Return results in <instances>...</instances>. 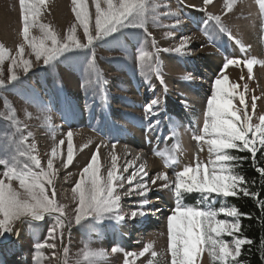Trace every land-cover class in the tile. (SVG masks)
<instances>
[{
	"label": "rangeland",
	"instance_id": "374dc122",
	"mask_svg": "<svg viewBox=\"0 0 264 264\" xmlns=\"http://www.w3.org/2000/svg\"><path fill=\"white\" fill-rule=\"evenodd\" d=\"M56 1L46 0L39 22L48 25L61 41L68 29L75 25L77 38L87 43L83 28L72 11L71 0H62L68 17H52ZM85 4L90 13V34L94 35L95 6L92 0H85ZM212 17H219V21ZM22 29L19 0H0V49L5 57L0 61V180L23 193L18 180L9 181L4 177L6 168L39 171L28 155L21 154L23 152L37 156L45 169L48 160L52 159V184L47 187V194L51 197L55 192L56 203L64 206V213L43 214L40 220L24 216L13 221L10 230L0 234V264H149L150 261L152 264H166L161 254L163 248L149 250L150 254H157L154 258L147 252L144 256L139 253L131 255L137 249L133 244L126 247L131 238L128 242L123 240L127 243L125 246L113 233L114 229L107 233L106 227L98 228L95 225L99 222L96 214L75 223L77 201L73 198L72 188L80 180L79 171L87 166V158L92 157L98 146L97 143L92 153L86 138L80 135L83 134L81 131L84 130L86 134L91 132L102 140L105 136L116 138V142L107 143L110 148L115 144L123 145L119 140L127 132L125 138L132 140L126 142V146L130 152L134 150L132 158H139L137 162L149 172L151 157L155 152L157 172L172 184L169 197H165L164 201L171 202L173 209L177 201L205 211L231 208L226 197L215 193H181L177 197L175 178L176 173L186 166L195 167L198 162L208 165L209 160L214 159L209 156L204 140L195 139L203 128L206 101L211 96L209 90L212 86V82L206 80L207 74L212 71L207 70L206 60L196 54L202 47L214 51L207 58L219 61L216 78L222 73V66L228 59L236 61L224 69L221 79L226 76L229 84H237L238 93H245L246 110L253 116V123H258V117L264 114V13L258 0H210L207 4L204 0H146V12L140 20L125 23L114 33L95 39L90 45L65 50L48 64L43 63V57L37 60L21 34ZM41 36L39 27L30 28V39ZM192 36L198 37V43L182 49L184 54L188 53L191 57H177L174 49L180 47L183 38L190 39ZM21 47L23 52L19 53ZM141 52L148 54V60L143 63L138 60ZM13 56L18 61L28 60L29 71L25 73L22 66L13 67L12 74L17 79L9 81L8 68ZM248 59L256 61L251 79L244 63ZM193 64L203 67L206 75L201 77L197 68L191 69ZM183 70L188 72L187 76L182 77L184 83L199 80L201 87L195 85L193 88V92L199 90L198 100L190 102L186 99V96L188 99L190 97L189 91L180 84L182 81L178 76L181 71L182 76ZM191 77H195L194 82L188 80ZM211 77H214L213 73ZM177 79L173 85L175 88H172L169 82ZM169 89L171 97L167 92ZM147 91L148 94L145 93ZM253 97L256 98L255 109L252 108ZM169 99L170 104L167 103ZM233 103L240 107L238 98ZM151 105L152 111L147 112L146 106ZM170 107L175 108L169 110ZM74 122L79 125L74 126ZM91 123L93 125L90 127L86 126ZM66 129L73 138V159L67 167ZM142 136L145 142L140 141ZM103 143L106 142L103 140ZM146 146L151 150L141 154ZM53 149L55 155L52 154ZM231 150H228L229 154ZM108 154H113V151ZM98 165V175L104 180L106 168L102 163ZM126 181L120 180L116 185L125 186ZM63 182L67 183L62 185ZM118 196L121 203L115 209L130 211L128 204L124 205V193L120 192ZM205 196H208L207 199ZM173 209L161 214L163 223L152 225L145 235L149 237L155 230L165 227L167 216ZM58 219L62 222L60 226H57ZM217 219L229 223L236 220L235 217L219 213ZM107 222L111 226L107 219L101 224ZM113 224L119 231L116 221ZM133 228L131 235L135 240L136 235L140 236L142 232L135 233ZM237 232L216 238L228 243L235 252L232 242L234 237L237 238ZM142 240L145 242L147 237ZM38 244L43 247L37 249ZM147 245L140 244L139 248L144 251ZM13 246L16 249L7 253V248ZM232 260L229 258L227 264H233ZM168 261L171 262V256ZM195 264L222 262L209 255L206 248L196 257Z\"/></svg>",
	"mask_w": 264,
	"mask_h": 264
},
{
	"label": "snow or ice",
	"instance_id": "6c2138e0",
	"mask_svg": "<svg viewBox=\"0 0 264 264\" xmlns=\"http://www.w3.org/2000/svg\"><path fill=\"white\" fill-rule=\"evenodd\" d=\"M76 21L83 28L84 37L87 43H82L77 38L76 26L68 29L63 41L58 39L55 32L48 25L41 24L39 17L41 9L45 6L46 0H19L21 9V19L23 21L22 36L31 47L37 60L43 57V63L48 64L50 60L70 48H82L93 43L95 39L114 33L118 27L130 21H138L145 15L146 0H92L95 6V34H90V13L85 4V0H71ZM210 0H204L209 3ZM259 7L264 13V0H258ZM219 21V17H212ZM179 24V21H177ZM31 27H39L42 36L40 38H29ZM50 42V44H49ZM189 43L188 38H183L180 47L174 49L179 53ZM23 48L19 49V53ZM4 52L0 49V61L4 59ZM12 64L9 66V81L17 79L12 74L13 67H23V71H29L28 60H17L11 57ZM138 60L142 63L148 60V54L141 52ZM236 63L233 59H228L224 68ZM248 69L249 78H252V69L255 60L248 59L245 62ZM237 84L228 83V78H216L211 91L210 98L206 101V113L201 134L195 137L196 140H204L210 157L208 165L198 162L195 167H184L176 173L174 191L177 197L181 193H215L219 196H237L238 192H243L245 196H256V193H249L248 188L239 187L244 182V178L234 172L231 163L235 157L228 153L230 149L239 151L247 150L255 157L260 148H264V114L258 117V123H253V116L248 113L245 103V93L237 92ZM247 85H245V90ZM238 98L240 107H236L233 100ZM252 108H256V98L253 97ZM146 111L151 112L152 107L146 106ZM250 134V136H249ZM68 159L65 163L67 167L73 159L72 133L68 134ZM207 137V139H205ZM31 162L39 169L33 171L32 168L17 170L15 167L6 168L3 175L9 181L16 179L19 181L23 193L15 191L10 183L0 180V234L10 230L13 221L24 216L35 217L36 220L43 218V214L60 213L63 215L64 206L56 203L55 192L49 197L47 187L51 186V176L53 161L49 159L47 169L41 166L40 160L29 152ZM55 155V149H53ZM116 156H112V168L107 174V179L102 180L99 173L97 156L92 155L91 161L83 168L80 180L72 188L73 198L77 201L75 208V223H80L83 219L104 212H111L118 206L120 197L115 195L114 181H119L121 177L116 175ZM211 165V167H209ZM126 170V169H125ZM206 170V175H205ZM264 175V169H258ZM160 179H167L161 175ZM134 179L129 177L131 182ZM155 183V180H153ZM168 187V185H165ZM143 194V193H142ZM208 196H205L207 199ZM264 207V202L261 203ZM224 214L235 217L234 223L217 219V215ZM144 214V213H141ZM137 212H132V217ZM241 214L235 207L217 210H200L192 206H184L177 201L173 212L167 216V236L168 251L171 254V264H195L198 257L206 248L209 255L218 259L222 264H227L229 258L235 260L240 253V248L245 243L251 241L235 238L233 252L229 244L221 239L222 234L232 235L240 229L239 216ZM123 218V217H121ZM62 222L57 220V226ZM51 234V231H50ZM53 245H48L52 247ZM37 249L43 247L38 244ZM150 247V245L148 246ZM148 247L144 251L148 250ZM143 255V252L141 253ZM157 254L152 252V256ZM149 264H152L150 261Z\"/></svg>",
	"mask_w": 264,
	"mask_h": 264
},
{
	"label": "bare ground",
	"instance_id": "6f19581e",
	"mask_svg": "<svg viewBox=\"0 0 264 264\" xmlns=\"http://www.w3.org/2000/svg\"><path fill=\"white\" fill-rule=\"evenodd\" d=\"M62 3H63L62 0L56 1L55 11H54L52 17H63V16L68 17L67 16L68 14L66 13V9H65L66 7ZM180 34H182V33H180ZM188 41H189V43L183 48V50H185L186 48H188L189 46H191L193 44L198 43L199 40H198L197 36H192L190 39H188ZM183 50L181 52L177 53V57H180L183 59H186L185 56L191 57L188 53L184 54ZM213 53H214L213 50L206 48V47H202L196 53L199 55V57L202 56L206 60L207 66H208V67L206 66L207 70L212 71L211 74L210 73L207 74L208 78H206V80H209L210 82H212L211 83L212 86H213V83H214L216 76L219 72V70H218L219 69L218 68L219 67V61L212 58V57L207 58V55H212ZM192 66H190V68L194 69V66H193V68H192ZM224 66L225 65L223 64V66H222L223 71L221 74H223V72H224V69H225ZM203 70L206 71L204 68H203ZM181 72L178 74V76H180V78H181V80H179V81H182L183 76L188 75L187 70L183 72L182 76H181ZM212 73L214 74V77H211ZM221 74L219 75V78H221ZM199 75L201 77L205 76L204 74H201V73H199ZM189 79H191V81L194 82L193 79H195V77L188 78V80ZM177 81H178V79L175 80V82H169V85L172 86V88H175V86H173V85L175 83H177ZM188 82L189 81H185V83H184L182 81L180 84H182V86H185L186 91L187 92L189 91L190 94H192V95H190L188 92V95L190 96L189 99L186 96V99L191 100L190 102H192L193 100L197 99L199 97V94H200L198 92L199 91L198 89H197L198 91L193 92L194 86L199 85L201 87V85L199 84V80L197 82L190 83V84ZM203 84L205 86V82H203ZM212 86H211V89L209 90L210 91L209 95L211 94ZM202 90H201V92H202ZM167 92L168 93L170 92L169 95L171 97V93H172L171 90L169 89ZM145 93L148 94V91ZM164 96H168V95L165 94ZM146 97H148V95H146ZM177 97H178V95H177ZM175 102H177V101H175ZM175 102H173V104ZM167 103L170 104L171 100L169 99V102L167 101ZM153 106H154V104H153ZM153 106L151 105V107H153ZM200 107H202V106H200ZM174 113L175 112H173V114ZM73 125L75 126V125H79V124L74 122ZM90 125H93V124L92 123L86 124V126H88V127H90ZM95 127H94V129H95ZM64 133L66 135V140H68L67 134L69 133V131H67V129H66ZM81 133H83V134H80V135L84 136L86 138V143H88V147L90 148L92 153L94 152V148H95L96 144L98 143V146L95 149L94 154L97 156V163L98 164L102 163L104 168H106L105 171H107V174L110 171V169L112 168V156L115 155L117 158L116 159V175L121 177L120 180H123V179L127 180L125 186L116 185V183L120 182V180L114 181V189H115V195H118L120 192L124 193V195H125L124 205L128 204V206L130 207V211L122 212V209L121 210L120 209L119 210L114 209L111 212H104V213H100L98 215L96 214L97 215L96 219H97V221L99 220V222L97 224L95 223V225H97V227L101 228V229L106 227L107 233H109L110 231H113V229H114L113 233L122 242L125 241L124 237L130 236L132 234V229H131L132 226L135 227V228H133L134 229L133 232H135V233L139 232L141 230L142 234L139 237V238H141L140 240H136V239L134 240V239H132L133 236H131V241L129 240L130 241L129 245H127V243L124 242V245L125 246L127 245L126 247H129L130 244L137 246L136 251L131 252V255L136 256L138 253L141 254L142 252H143L142 256H144L145 252H147V254L149 255L151 253V251H149L150 249L163 248L161 254L164 257L166 264L167 263L171 264V262L168 261L169 256H171V254L168 251L167 224L162 229L155 230L152 234L153 236L151 235L148 237L145 235V232L148 229L150 230L152 228V225H158V224L163 223V221L161 220V217H162L161 214L169 213L170 209H173L172 207H174V205L171 202L164 201L165 197H169V190L172 187V184L167 183V179H160L159 178L162 174L160 172H157L158 167H157L155 152H154V156L151 157V161H150L151 168H150V172H149V171H147L148 169H146V167L144 165L137 162V161H140L139 158L138 159H135V157L132 158V152L134 150H131V152H130V150H128V147L126 146V144H127L126 142H131V140H132V139L127 140L125 138L127 132L124 133L123 137L121 136V139L119 140V142L123 143V145H116L115 144L112 148H110L109 145L111 143L116 142V138H114V137L105 136V138L103 140L106 143H103V140L100 137H97L95 134H93L91 132L86 134V133H84V130H83V131H81ZM140 141L145 142V139L143 136L140 138ZM107 143H110V144H107ZM65 145H66V142H65ZM101 149H103V150H101ZM150 150H151V148L149 146H146V148H144V153H147ZM110 151H113V154L109 155L108 152H110ZM103 154H106L105 157H103ZM90 157H91V155H90ZM90 157L87 158L88 159L87 164L91 161ZM134 162L135 163L137 162V164H135ZM121 171H122V173H121ZM81 174H82V170L79 171L80 177H81ZM107 174H106V177H104V180L107 179ZM133 176H134V179L131 182H129L128 178L133 177ZM153 180H155V183H153ZM163 182L166 183L165 185H168V187H165ZM66 183L67 182H63L62 185H65ZM59 184H61V183H58V185ZM120 203H121V198L118 201V205ZM148 204L153 205V206L149 207ZM154 205L156 206V208H154ZM134 210L137 212V215L132 217V212ZM145 210H148L147 213L152 211V213L156 214L157 221L155 223H153L151 221L149 215L141 214V213H144ZM121 217H123V218H121ZM106 219L109 222H111V226L109 225L108 222L105 224H101V222H103ZM114 221H116V224H117L116 227L119 228V231H116L115 225L113 224ZM88 222L91 223V220L89 219ZM165 222H166V220H165ZM86 225H88V224H86ZM125 231L127 234L125 233ZM144 235H145V237H147V240L145 242L142 240L143 238H145ZM136 237H137V235H136ZM146 243L148 244L147 247L150 245V247H148V251H143L142 249L139 248L140 244H146ZM130 248H131V250L132 249L134 250V248H132V247H130ZM7 249H8L7 250V253H8V252L14 251L16 248L13 246V247H9ZM150 257L154 258L152 256V254H150Z\"/></svg>",
	"mask_w": 264,
	"mask_h": 264
},
{
	"label": "trees",
	"instance_id": "16d2710c",
	"mask_svg": "<svg viewBox=\"0 0 264 264\" xmlns=\"http://www.w3.org/2000/svg\"><path fill=\"white\" fill-rule=\"evenodd\" d=\"M257 148L255 157L247 150L230 151L235 157L231 162L234 172L244 178L239 187L246 186L249 193H256L255 197L245 196L243 192L226 197L229 204L241 214L240 229L235 236L251 241L241 246L237 258L231 261L233 264H264V207L261 206L264 202V175L258 171L264 169V148Z\"/></svg>",
	"mask_w": 264,
	"mask_h": 264
}]
</instances>
